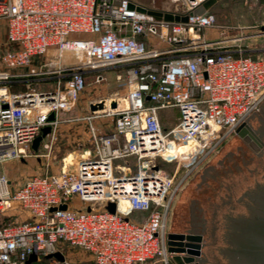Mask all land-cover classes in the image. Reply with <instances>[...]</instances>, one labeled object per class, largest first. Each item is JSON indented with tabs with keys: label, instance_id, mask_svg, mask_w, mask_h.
<instances>
[{
	"label": "built area",
	"instance_id": "2783aa9c",
	"mask_svg": "<svg viewBox=\"0 0 264 264\" xmlns=\"http://www.w3.org/2000/svg\"><path fill=\"white\" fill-rule=\"evenodd\" d=\"M172 1V11H193L187 22L156 19L131 7L134 0H0V264H26L32 254L31 264H82L81 252L93 264H169L167 221L185 182L264 105V53L204 35L216 22L198 11L205 0ZM68 52L76 61H66ZM112 67L126 70L127 93L88 103L105 102L82 118L92 152L71 161L69 154L58 173L32 175L12 189L4 165L50 149L60 114L88 75L100 82ZM170 109L179 111L177 122L164 128L161 114ZM101 116L114 118L112 129L94 126ZM159 160L173 164V173ZM76 196L82 208L70 203ZM15 205L27 219L9 213Z\"/></svg>",
	"mask_w": 264,
	"mask_h": 264
},
{
	"label": "rangeland",
	"instance_id": "374dc122",
	"mask_svg": "<svg viewBox=\"0 0 264 264\" xmlns=\"http://www.w3.org/2000/svg\"><path fill=\"white\" fill-rule=\"evenodd\" d=\"M134 1L156 9L167 11L176 9V4L172 0ZM178 8L182 9L180 6ZM204 11L213 13L216 17L215 24L203 31V34L208 38L219 41V45H240L253 56L264 53V28H261L264 24V0H218ZM0 38L2 40L5 38L3 32L0 33ZM56 54L57 52L51 51L48 57L55 58ZM66 56L67 62L76 61V57L72 53L68 52ZM100 74L104 78L100 82L97 81L96 74H89L87 85L79 94L73 107L60 114V122L53 135L48 138L50 149L41 147L39 156L29 155L14 159L4 165L3 170L12 182V189L23 184L32 175L45 172L58 173L63 158L69 154L79 159L92 152L90 125L85 119H82L90 111L88 103L98 99L122 98L127 93L125 69L112 67L104 69ZM48 86L46 85V87ZM178 114L177 109L162 112V126L164 128L174 126ZM72 117L79 119L71 120ZM93 124L99 131L104 132L113 128L114 118L101 116L95 118ZM250 124L256 130L264 129V105L260 112L250 118ZM263 149L264 146L261 151ZM260 152L254 151L241 137L236 133L233 134L217 152L192 173L179 195L199 197L209 195L225 211L255 183L251 174L262 162L257 154ZM47 153L50 154L49 157L46 156ZM120 163L124 164L123 161ZM159 163L165 172L173 173V164H167L162 160H159ZM129 164L132 169L135 168L134 159L129 160ZM179 174H182V169ZM70 203L76 204L79 208L84 206L77 196L72 198ZM95 206L103 207L100 203ZM10 212H13L16 215L14 218L19 221L27 219L25 211H22L18 205L11 208ZM133 218L137 219L140 216L136 214ZM76 255L83 260L82 264H93L88 253L81 252ZM37 264L48 263L42 261Z\"/></svg>",
	"mask_w": 264,
	"mask_h": 264
},
{
	"label": "water",
	"instance_id": "95a60500",
	"mask_svg": "<svg viewBox=\"0 0 264 264\" xmlns=\"http://www.w3.org/2000/svg\"><path fill=\"white\" fill-rule=\"evenodd\" d=\"M216 1L218 0L203 1L198 11L208 9ZM130 6H135L138 11L150 14L156 19L170 22H187L189 15L193 13V11L178 13L156 9L140 3ZM111 106L115 107L116 102L112 101ZM104 108V101L90 105L92 111ZM49 118L54 120V113ZM51 131V126L43 127L42 134L32 143L34 151L39 150L41 141ZM261 132L263 139L250 124V119L244 121L236 130V134L256 152H260L264 146V129ZM257 154L262 162L251 174L255 183L225 211L209 195L193 196L192 231L167 232V249L173 263L264 264V149ZM254 194H257L256 197L253 196ZM60 208L66 209L67 205L63 204ZM107 209L115 212V203L110 202ZM222 253L228 256L229 261ZM54 255L63 259L60 252ZM36 259L37 255L32 254L26 264H31Z\"/></svg>",
	"mask_w": 264,
	"mask_h": 264
},
{
	"label": "crops",
	"instance_id": "0c3cea01",
	"mask_svg": "<svg viewBox=\"0 0 264 264\" xmlns=\"http://www.w3.org/2000/svg\"><path fill=\"white\" fill-rule=\"evenodd\" d=\"M41 147V146H40ZM198 170V169H197ZM136 215V214H135ZM193 229V196L179 195L173 203L167 221V230L176 232L192 231ZM203 234V233H202ZM146 264H165L161 258L149 260ZM169 264H175L169 260Z\"/></svg>",
	"mask_w": 264,
	"mask_h": 264
},
{
	"label": "flooded vegetation",
	"instance_id": "af4514ba",
	"mask_svg": "<svg viewBox=\"0 0 264 264\" xmlns=\"http://www.w3.org/2000/svg\"><path fill=\"white\" fill-rule=\"evenodd\" d=\"M252 118V117H251ZM257 132L261 135V137H262V139H263V133L261 132V131H259V130H257ZM261 190V189H260ZM260 192V191H259ZM258 194V193H257ZM257 194H254L253 196H255L256 197V195ZM253 204V203H252ZM223 250V249H222ZM222 250H221V252H222ZM223 254V253H222ZM224 255V254H223ZM224 257H226L227 259H228V261H229V258H228V256L227 255H224ZM230 263V262H229Z\"/></svg>",
	"mask_w": 264,
	"mask_h": 264
},
{
	"label": "bare ground",
	"instance_id": "6f19581e",
	"mask_svg": "<svg viewBox=\"0 0 264 264\" xmlns=\"http://www.w3.org/2000/svg\"><path fill=\"white\" fill-rule=\"evenodd\" d=\"M124 103V102H123ZM123 103L121 102V106L123 105ZM109 104V102L107 101V105ZM74 159V157L72 156V155H70L69 157H68V160L69 161H71V160H73ZM124 207H125V205H124Z\"/></svg>",
	"mask_w": 264,
	"mask_h": 264
}]
</instances>
